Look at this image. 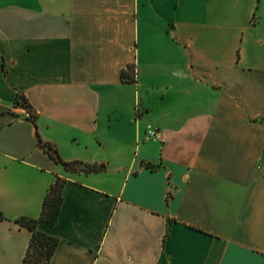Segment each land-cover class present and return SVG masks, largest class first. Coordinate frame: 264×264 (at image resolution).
I'll use <instances>...</instances> for the list:
<instances>
[{"label": "crops", "instance_id": "0c3cea01", "mask_svg": "<svg viewBox=\"0 0 264 264\" xmlns=\"http://www.w3.org/2000/svg\"><path fill=\"white\" fill-rule=\"evenodd\" d=\"M57 177L48 264H264V0H0V264Z\"/></svg>", "mask_w": 264, "mask_h": 264}, {"label": "trees", "instance_id": "16d2710c", "mask_svg": "<svg viewBox=\"0 0 264 264\" xmlns=\"http://www.w3.org/2000/svg\"><path fill=\"white\" fill-rule=\"evenodd\" d=\"M129 69L130 74H127L124 71L121 73V77L125 81L134 80V69H132V67ZM15 103L17 105H23L25 108H27L29 111V118L32 120L34 125H36V115L31 111L30 105L22 94L16 95ZM35 135L37 145L44 152H46L52 160L61 164L67 170L95 172L100 171L105 167L103 163H86L80 160L65 161L60 157L58 150L53 143L43 141L37 131ZM64 182L65 180L63 178L57 177L50 185L43 198L41 214L38 218L20 217L16 219L17 222L23 226H26L31 231V238L21 264H48L58 240L54 236L39 231L36 228V225L38 222L53 224L57 220L60 204L62 201L61 190ZM4 218L5 216L0 211V221Z\"/></svg>", "mask_w": 264, "mask_h": 264}, {"label": "built area", "instance_id": "2783aa9c", "mask_svg": "<svg viewBox=\"0 0 264 264\" xmlns=\"http://www.w3.org/2000/svg\"><path fill=\"white\" fill-rule=\"evenodd\" d=\"M25 108V107H24ZM27 110V108H25ZM146 134H147V137H150V138H153V139H156L159 137V134L157 131L155 130H150V129H147L146 131Z\"/></svg>", "mask_w": 264, "mask_h": 264}]
</instances>
